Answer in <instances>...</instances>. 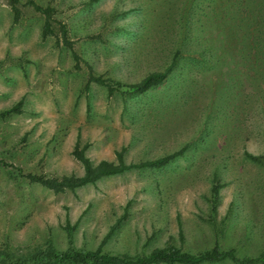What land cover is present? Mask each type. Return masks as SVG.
I'll return each mask as SVG.
<instances>
[{"label": "rangeland", "instance_id": "374dc122", "mask_svg": "<svg viewBox=\"0 0 264 264\" xmlns=\"http://www.w3.org/2000/svg\"><path fill=\"white\" fill-rule=\"evenodd\" d=\"M32 1L51 8L52 35ZM14 3L16 19L0 0V264H47L69 249L67 224L76 249L109 232L103 248L119 256L218 244L264 264V159L244 154L264 155V58L253 56L264 51V0ZM62 24L72 48L56 41ZM171 62L143 92L87 83L88 67L128 84ZM76 144L92 163L181 153L64 192L26 177L81 175Z\"/></svg>", "mask_w": 264, "mask_h": 264}, {"label": "trees", "instance_id": "16d2710c", "mask_svg": "<svg viewBox=\"0 0 264 264\" xmlns=\"http://www.w3.org/2000/svg\"><path fill=\"white\" fill-rule=\"evenodd\" d=\"M15 19L18 16V8L14 5ZM35 10L39 11L43 17L42 25V36L52 35L54 33V28L52 26L51 8L46 6H41L33 3ZM56 41L59 45H64L66 47L72 48V40L68 38L66 28L62 24L59 28V34H56ZM257 55V56H256ZM251 56V54H250ZM254 56V60L264 58V51L257 50ZM75 59V65H78L79 56L73 53ZM251 59V58H250ZM173 62L168 65L164 70L151 71L147 73L138 82L124 84L120 81H114L109 78L103 77L102 75L95 74L90 67H88V79L87 83L97 82L104 85L107 89L108 94L114 91L125 92H143L154 86L169 74L173 67ZM21 100L17 102L16 105L4 110L1 114H7L12 111L19 109ZM87 144L81 147L76 144L72 150L73 156L80 161L83 166V173L81 175L69 174L62 175L60 177L46 176L43 174H32L27 173L26 177L30 181L40 183L41 185L51 189L53 192H64L65 190H73L81 185L87 183H94L96 180L103 176L112 175L115 173H120L126 169L130 168H144V167H160L165 165L172 157L181 153V150L172 152L170 154L157 157L151 160H144L140 162L126 163L123 160L122 152H117L118 161H109L106 159H101L97 163H92L90 159L85 154V149ZM244 154L254 161H261L264 159V155L253 154L251 152L245 151ZM221 184L215 182L210 189V200L212 204V209L214 210L218 190ZM68 234V241L70 243L69 249L59 251L52 250L50 261L47 264H57V263H71V264H199L201 262H212V261H222L224 259H230L232 264L249 263L253 261V257H238L235 254V250L230 249H220L218 244L211 248L202 250L197 253H191L180 246L168 243L163 247H155L146 255H134V256H119L116 254L109 253L103 248L106 238L109 232L102 238L99 245L95 249H76L72 247L71 244V229H69V224L65 227ZM48 259V260H49Z\"/></svg>", "mask_w": 264, "mask_h": 264}]
</instances>
